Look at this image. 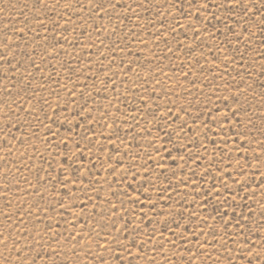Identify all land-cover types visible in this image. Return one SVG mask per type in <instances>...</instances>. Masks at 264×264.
I'll return each mask as SVG.
<instances>
[{
  "label": "rangeland",
  "instance_id": "374dc122",
  "mask_svg": "<svg viewBox=\"0 0 264 264\" xmlns=\"http://www.w3.org/2000/svg\"><path fill=\"white\" fill-rule=\"evenodd\" d=\"M228 2L0 0V264H264V0Z\"/></svg>",
  "mask_w": 264,
  "mask_h": 264
},
{
  "label": "snow or ice",
  "instance_id": "6c2138e0",
  "mask_svg": "<svg viewBox=\"0 0 264 264\" xmlns=\"http://www.w3.org/2000/svg\"><path fill=\"white\" fill-rule=\"evenodd\" d=\"M253 7H255V0H252ZM236 6H242V0H229L228 4L224 5L227 9L231 10V8L236 7ZM100 7H103L101 4ZM248 9L244 8V12H247ZM264 23V21H262Z\"/></svg>",
  "mask_w": 264,
  "mask_h": 264
}]
</instances>
